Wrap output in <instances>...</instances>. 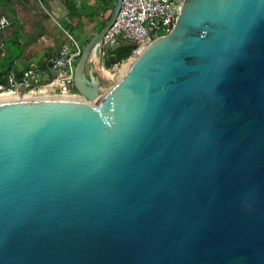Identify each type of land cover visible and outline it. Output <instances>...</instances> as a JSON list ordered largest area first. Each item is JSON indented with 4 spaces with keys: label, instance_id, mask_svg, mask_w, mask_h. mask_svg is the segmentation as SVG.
I'll use <instances>...</instances> for the list:
<instances>
[{
    "label": "water",
    "instance_id": "1",
    "mask_svg": "<svg viewBox=\"0 0 264 264\" xmlns=\"http://www.w3.org/2000/svg\"><path fill=\"white\" fill-rule=\"evenodd\" d=\"M121 1L80 97L0 102V264H264V0H184L103 92Z\"/></svg>",
    "mask_w": 264,
    "mask_h": 264
},
{
    "label": "built area",
    "instance_id": "2",
    "mask_svg": "<svg viewBox=\"0 0 264 264\" xmlns=\"http://www.w3.org/2000/svg\"><path fill=\"white\" fill-rule=\"evenodd\" d=\"M183 1H121L114 23L97 46L104 63L116 48L133 46L126 58L113 62L109 67L110 73L117 81L125 74L132 58L142 47L172 30ZM13 23L12 18L0 15V31ZM67 35L69 41L59 48L49 67H41L31 62L20 74H17L13 67L0 74V102L20 98L80 97L81 94L74 85V71L84 45L69 31ZM0 56L6 57L4 41L0 42Z\"/></svg>",
    "mask_w": 264,
    "mask_h": 264
},
{
    "label": "crops",
    "instance_id": "3",
    "mask_svg": "<svg viewBox=\"0 0 264 264\" xmlns=\"http://www.w3.org/2000/svg\"><path fill=\"white\" fill-rule=\"evenodd\" d=\"M76 1L0 0V15L14 21L0 31V42L6 43V57L0 56V74L10 67L20 74L31 62L41 67L51 65L59 48L69 41L67 31L72 34L70 27L80 26L78 22L85 18L77 12L73 18L68 17L69 3L78 9L89 3V0Z\"/></svg>",
    "mask_w": 264,
    "mask_h": 264
},
{
    "label": "rangeland",
    "instance_id": "4",
    "mask_svg": "<svg viewBox=\"0 0 264 264\" xmlns=\"http://www.w3.org/2000/svg\"><path fill=\"white\" fill-rule=\"evenodd\" d=\"M80 0H77L76 2H79ZM99 1V5H101L102 7L109 8V6H115L116 4V0H109V3H106L105 0H89L88 5L93 4V6H96L97 2ZM92 2V3H91ZM109 4V5H108ZM95 8V7H94ZM109 9H107V12H105V15L107 16ZM104 15V17H105ZM80 24V26H72L71 32L74 35V37L83 45H85V41L89 38V36L92 35V33H94V29H95V20H91L87 17H85L82 22H78ZM90 34V35H88ZM91 39V38H90ZM89 39V40H90ZM90 61L93 63L94 65V70L95 73L101 77V79L104 81L103 85L101 86V89L103 92H106L108 90H110V88H112V86L115 84V82L117 81L116 78H114L112 76V74L109 71V67H107L104 64V61L102 60L99 50L96 49L95 51H93V53L90 56ZM109 83V84H105V83Z\"/></svg>",
    "mask_w": 264,
    "mask_h": 264
},
{
    "label": "trees",
    "instance_id": "5",
    "mask_svg": "<svg viewBox=\"0 0 264 264\" xmlns=\"http://www.w3.org/2000/svg\"><path fill=\"white\" fill-rule=\"evenodd\" d=\"M105 1H106V3H109L108 2L109 0H105ZM96 2H97L96 6H91V5L86 4L79 9L76 6H71V4L69 3V5L71 7L70 8L71 12L68 15V17L70 19L73 18V14L74 13L76 14V12H77V13L82 14L91 20H95L94 33H92V35L89 36V38L85 41V43L88 42L89 39L92 38L96 32H98L100 29L103 28V26L110 19L112 11L114 9L113 6H109V8L105 9V7H102L101 5H99V3H98L99 1H96ZM107 9H109L110 12H108V14L106 16L105 12H107ZM104 15H105V17H104ZM132 48H133V46H130V45L129 46L128 45L127 46H121L119 48H116L113 52L110 53V55L108 56V58L106 59L104 64L107 67H110L113 62H119V61L123 60L124 58H126L131 53ZM49 66H50V64H48V67Z\"/></svg>",
    "mask_w": 264,
    "mask_h": 264
},
{
    "label": "bare ground",
    "instance_id": "6",
    "mask_svg": "<svg viewBox=\"0 0 264 264\" xmlns=\"http://www.w3.org/2000/svg\"><path fill=\"white\" fill-rule=\"evenodd\" d=\"M128 65V64H127ZM127 65H125V67H127Z\"/></svg>",
    "mask_w": 264,
    "mask_h": 264
}]
</instances>
